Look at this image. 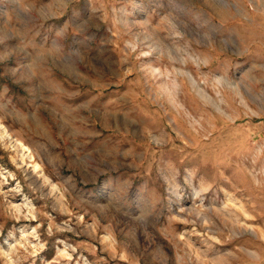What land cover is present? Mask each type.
<instances>
[{"label":"rangeland","instance_id":"obj_1","mask_svg":"<svg viewBox=\"0 0 264 264\" xmlns=\"http://www.w3.org/2000/svg\"><path fill=\"white\" fill-rule=\"evenodd\" d=\"M0 264H264V0H0Z\"/></svg>","mask_w":264,"mask_h":264}]
</instances>
